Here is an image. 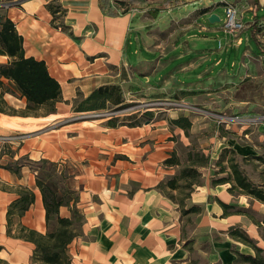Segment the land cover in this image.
<instances>
[{
  "label": "crops",
  "instance_id": "1",
  "mask_svg": "<svg viewBox=\"0 0 264 264\" xmlns=\"http://www.w3.org/2000/svg\"><path fill=\"white\" fill-rule=\"evenodd\" d=\"M123 2L109 1L114 15L108 7L101 9L99 0L0 5V19L14 24L24 55L45 61L59 82L61 100L72 103L95 94L89 110L75 113L91 116L104 109L111 99L104 91L111 85L128 87V93L142 87L156 104L180 103L184 110L170 113L158 107L155 115L166 114L141 125L112 124L105 118L63 125L64 112L0 113V135L29 133L9 145L0 143V264H31L35 245L21 236L22 229L47 230L36 184L43 161L57 163L59 172L66 162L76 166L66 180L76 198L58 210L60 217H70L75 207L82 218L66 247L70 264H200V259L204 264H243L236 251L254 253L229 233L237 227L262 248L258 227L245 211L229 210L237 197L230 183L211 182L214 165L229 170V154L219 158L220 151L229 148L246 157L247 148L231 136H247L248 118L240 126L229 120L224 130L207 126L217 112L258 115L264 109V102L253 98L264 91V0H147L133 7L128 2L119 11ZM227 2L243 7V20L249 19L238 37L221 30ZM8 60L0 55V63ZM176 114L189 121V135L210 160L199 168L203 183L193 187L181 206L171 198L174 190L157 187L182 166L164 161L173 152L179 155L178 147L189 149L194 143L174 123ZM15 120L23 128L29 122L52 123L19 131L11 124ZM27 193L33 194L27 209L11 207ZM192 206L198 211L188 229L182 214Z\"/></svg>",
  "mask_w": 264,
  "mask_h": 264
},
{
  "label": "trees",
  "instance_id": "2",
  "mask_svg": "<svg viewBox=\"0 0 264 264\" xmlns=\"http://www.w3.org/2000/svg\"><path fill=\"white\" fill-rule=\"evenodd\" d=\"M1 1V0H0ZM5 1H22V0H5ZM101 9L108 7V14L114 15L115 11L109 6L110 0H99ZM119 1V0H114ZM147 0H128L130 6L141 4ZM253 23L251 26H254ZM0 55L9 57L6 63H0V104L4 103L3 96L7 92L3 89L4 85H10L13 90L19 93L20 97L24 98L26 105L29 108L39 107L58 101L61 98V87L59 82L50 74L48 67L43 60L34 57H26L22 47V38L17 33L14 24L8 19H0ZM6 80V81H5ZM95 94H91L86 100H91ZM1 113H6L0 107ZM179 124L187 133L189 121L186 118H179L174 121ZM225 154H229L227 159L228 171H225L223 166H220L216 174L226 172L223 176L213 178L212 183H230L229 190H239L249 197L258 200L264 204V189L252 182L244 173L241 167V161L249 159V157H239L233 149H224ZM255 157V156H252ZM186 161L179 173L167 182L170 190L190 188L194 184H199L198 178L201 176L200 167L209 164V156L205 155L201 150L189 148L187 151ZM44 162V161H43ZM42 162V163H43ZM167 165H180V160L176 152H173L169 158L164 161ZM45 164V162H44ZM220 164V163H219ZM182 182L179 184L178 182ZM36 184L39 187L42 195V201L45 208V219L47 223V231L44 234L34 230L22 229V237L31 241L35 245L33 261L39 264H70V258L66 253L67 245L77 235L78 226L81 223V217L77 216V209L73 207L70 217H60L58 214L61 205H68L71 198L56 199L54 194H46V183L41 174L37 175ZM48 190V189H47ZM188 193L183 195L179 204L183 203V199ZM174 199L173 197H171ZM33 201V194L27 193L22 195L11 207L19 206V209L25 210ZM225 208L227 206L223 205ZM195 206L184 210L183 213L197 212ZM246 213V212H245ZM55 216L56 228L48 229L49 222ZM257 225L264 224L258 221ZM232 236L238 238L239 241L249 245L255 251L254 255L237 253V261L247 262L250 264H264V259L258 256L262 252V248L257 247L253 239L249 238L240 228H234L229 231ZM264 238V236H263Z\"/></svg>",
  "mask_w": 264,
  "mask_h": 264
},
{
  "label": "rangeland",
  "instance_id": "3",
  "mask_svg": "<svg viewBox=\"0 0 264 264\" xmlns=\"http://www.w3.org/2000/svg\"><path fill=\"white\" fill-rule=\"evenodd\" d=\"M5 1V0H4ZM120 6H118L119 11L125 10L128 7V0H124ZM5 2H12V1H5ZM16 2V1H13ZM11 4V3H9ZM116 6V8H117ZM241 16L243 15V12L240 11L243 9V7H239L236 5ZM118 11V10H117ZM224 12V9H223ZM222 14V13H221ZM263 15L262 12H258V16L260 17ZM224 18V17H223ZM249 19L245 18L243 21L244 23L247 22ZM219 24V23H216ZM246 27L247 24L245 23ZM245 27V28H246ZM109 92L105 90V95L110 96V101L104 103V109H98L97 111H94V115H90V113H75L77 111H82V110H89V100H83L81 96H78L77 99H75L72 103L63 101L59 99L56 102L42 105L39 107H34V108H29L26 105V101L24 98L20 97L19 93L16 92L15 90L12 89L10 85H4L3 89L6 90L7 92L4 94V103L0 104V107L4 110V114H9V115H22V116H42L50 113H56V112H64V116L66 120H64L63 125L66 124H72L76 123L78 121H83V120H88L93 118L95 120L90 121L89 123H83L85 125H90V124H95L98 120L96 118H105V119H110L112 124H117L118 122L123 123L126 122L128 124H142L143 122L151 119L153 116H164L166 113H158L155 115L154 113L157 112L158 107H163L168 110L170 113H184V110L181 109L180 103L178 104H170V105H158L154 101L148 99L149 98V91L145 90L142 87H139L135 92L131 91L132 93H128V87H120V86H114L111 85L109 87ZM131 88V87H130ZM128 90V91H127ZM105 97V96H104ZM253 98L256 101L264 102V91L259 92L256 96H253ZM118 102V103H117ZM1 113V112H0ZM75 113V114H74ZM96 114V115H95ZM207 114V113H206ZM217 115H212L213 122H209V125L207 126V129L210 128H215V126H220L224 130V124L225 122L232 120L237 122L236 125L240 126L239 124L244 122L245 119L243 118H248L247 122V136L244 137V134H237V136H231L234 141H236L239 145H242L247 148L248 153L246 157H249V159L245 161H241V167L244 173L247 175V177L254 182L255 184L262 186L264 189V109L260 110L258 115H246L247 113L245 112H237L236 114H231L229 111L225 112H217ZM137 119L133 120L134 118ZM176 120H178L179 117L178 114L174 116ZM207 119V118H206ZM130 121V122H129ZM33 122H37L34 120ZM27 123V122H26ZM24 123V124H26ZM52 121H47V122H42V123H32L29 122L27 123L29 127L23 128L21 127V124H23L21 121L15 120V123L12 122L11 124H16L17 126L15 127L19 131L25 130L27 128H40L39 125H44L47 126ZM7 125H10L7 122ZM180 126L179 124H177ZM33 126V127H30ZM70 127V126H69ZM68 131H70L68 129ZM207 131V130H206ZM29 134L27 132L25 133H12V134H5V135H0V143L3 144L4 146L9 145L12 141H19L23 135ZM69 134V132H67ZM187 134L189 136V139H194L192 136L189 135L188 131ZM228 137V135H227ZM192 151L194 150H202L199 148V145L196 142V139H194V143L191 145ZM7 149V148H6ZM224 150V149H223ZM219 152V158L220 157H226V154L222 156L224 151ZM7 151V150H6ZM178 159L180 160V164L183 167V163L186 161L187 157V151L188 149L178 147ZM255 156V157H252ZM218 158V159H219ZM240 159V158H239ZM220 160V159H219ZM218 160V161H219ZM45 162V164H44ZM43 163H39L38 167L39 170L36 171L37 175L41 174L45 183H46V194L51 195L54 194L56 199H66L67 197L69 198H76L75 197V192L71 191L67 188L66 186V180L69 176V173L73 170L76 169V166L74 162L69 161L63 164L62 172H59L58 165L57 163H52V162H46L44 161ZM210 163V160H209ZM214 165V171L212 174L214 175V178H218L220 176H223L224 174H216L215 173V167ZM181 169V168H179ZM219 168L217 167L216 170ZM179 173V172H178ZM177 173V174H178ZM202 175V174H201ZM199 184H194L193 187L200 185L203 183L202 176H199L198 178ZM181 184L182 182H178ZM167 186V183H159L157 187L159 189ZM190 188H179L175 189L174 194L171 193V197H174L175 202L179 204V201L182 199L183 195L186 193H190L192 190ZM168 188V187H167ZM48 189V190H47ZM232 193L237 196L233 200L235 202H232L229 206V210H244L248 217L256 224L258 221H262L264 218V204L259 202L256 199H253L246 194L242 193L241 191L235 189L232 191ZM22 196V195H21ZM181 206V204H179ZM183 221L184 224L187 225L188 229L191 227V223L194 220L195 214L193 212L190 213H183ZM77 216L80 218L81 215L79 212L77 213ZM82 219V218H81ZM257 225V224H256ZM257 233L263 243H261L262 247V252L258 253V256L264 259V224H261L260 226L257 225ZM56 228V221H55V216H52L48 229L53 230ZM47 231V230H46ZM246 234V233H245ZM247 235V234H246ZM248 236V235H247ZM249 237V236H248ZM255 242V241H254ZM258 247V246H257ZM253 250V249H252ZM253 253L255 254V251L253 250ZM240 262V261H239ZM243 264H250L247 262H241ZM200 264H204V262L200 259Z\"/></svg>",
  "mask_w": 264,
  "mask_h": 264
},
{
  "label": "built area",
  "instance_id": "4",
  "mask_svg": "<svg viewBox=\"0 0 264 264\" xmlns=\"http://www.w3.org/2000/svg\"><path fill=\"white\" fill-rule=\"evenodd\" d=\"M0 5H9V2L0 3ZM224 18L221 24V30L228 36L238 37L240 32L246 27L243 17L237 6L232 3H224Z\"/></svg>",
  "mask_w": 264,
  "mask_h": 264
},
{
  "label": "water",
  "instance_id": "5",
  "mask_svg": "<svg viewBox=\"0 0 264 264\" xmlns=\"http://www.w3.org/2000/svg\"><path fill=\"white\" fill-rule=\"evenodd\" d=\"M213 16H214V14H210L209 17H208V21L211 22V23L214 22V20L212 19ZM217 20H219V19H216V21H217Z\"/></svg>",
  "mask_w": 264,
  "mask_h": 264
},
{
  "label": "bare ground",
  "instance_id": "6",
  "mask_svg": "<svg viewBox=\"0 0 264 264\" xmlns=\"http://www.w3.org/2000/svg\"><path fill=\"white\" fill-rule=\"evenodd\" d=\"M13 2V1H12ZM12 2H9V3H12Z\"/></svg>",
  "mask_w": 264,
  "mask_h": 264
}]
</instances>
